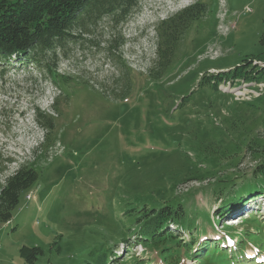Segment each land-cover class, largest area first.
I'll use <instances>...</instances> for the list:
<instances>
[{
	"label": "rangeland",
	"instance_id": "374dc122",
	"mask_svg": "<svg viewBox=\"0 0 264 264\" xmlns=\"http://www.w3.org/2000/svg\"><path fill=\"white\" fill-rule=\"evenodd\" d=\"M197 2L207 12L185 31L161 79L151 80L155 25ZM133 14L116 29L105 17L56 51L52 63L72 78L68 84L51 83L35 66L0 62V154L11 160L0 184L18 167L39 177L21 193L11 221L0 225V264H25L22 246L42 251L34 264H88L110 248V264L126 254L150 264L264 261V228L260 247L247 244L248 234L261 235L253 226L264 227L262 192L243 197L254 208L247 219L254 225L231 228L235 246L221 238V227L244 221L246 204L219 218L226 219L221 227L211 223L229 189L264 185V93L258 87L264 76L263 83L249 82L259 95L249 90L248 100L235 96L244 90L238 80L216 90L199 85L203 76L264 57V0H138ZM229 83L238 90H228ZM36 109L55 120L53 130L36 122ZM182 199L193 226L184 234L170 229L195 242L193 254L176 255L174 248L173 258L143 253L132 236L142 231L131 225L137 211ZM208 242L214 244L200 254ZM215 249L224 258L213 255ZM245 254L259 259L245 262Z\"/></svg>",
	"mask_w": 264,
	"mask_h": 264
},
{
	"label": "trees",
	"instance_id": "16d2710c",
	"mask_svg": "<svg viewBox=\"0 0 264 264\" xmlns=\"http://www.w3.org/2000/svg\"><path fill=\"white\" fill-rule=\"evenodd\" d=\"M137 9L138 0H0V62L4 61L6 65L12 68L19 66L26 68L27 65L35 66L36 69L43 71L49 77L51 83L68 84L72 78L59 74L56 70V64L52 63L56 59V51L62 49L73 38H79L75 34L78 30L89 33L92 26L98 24L105 17H109L113 21L112 27L116 29V27L125 24ZM206 12V5L203 2H197L194 6L185 8L183 11L172 15L171 18L162 20L155 25L157 45L155 58L151 61L152 69L149 72L151 80L161 79L171 66L185 31L191 26L190 24L198 21ZM253 60H259L260 63L264 64V57H253L243 61L244 63L240 67L227 70V72H219L208 77L203 76L199 85L206 83L213 90H216L219 83L227 81L243 80L253 83L263 81L264 65L254 64ZM57 100H55L53 109L58 105ZM35 120L41 127L49 130L54 129L55 120L37 109L35 110ZM2 158L0 154V176L4 175L7 170L5 164L11 162L10 159L4 160ZM259 172L263 180V165H260ZM38 178L35 170L26 167H18L12 175L4 177V184H0V225L11 221L12 211L18 206L21 193L29 190ZM230 190L226 192L227 197L218 209L220 210L217 214V217L219 215L218 219L215 220L212 216V220L208 217L206 222L209 223L211 220V223L218 226L219 218L224 217L227 213H233L237 209L240 210L241 204H246L247 201L243 199L245 195L251 196L258 191L264 194V185L257 187L251 185L242 190ZM184 201L185 199L178 200L176 204L167 203L165 206L153 210L149 209L148 205L143 204L137 211L131 225L137 228L141 225L143 232L133 233L132 236H137L140 239V246L144 248L143 253L149 254L151 251V253L156 252L161 256H168L174 248L173 251L176 255L180 251H183L185 257L193 254L195 242H191L190 239L186 242L183 236L179 238L176 236L178 233L184 234V232L190 231L194 223V220L189 221L191 212L183 204ZM243 222L246 227L254 225L250 220ZM171 227L178 233L171 230ZM253 227L256 232H259V235L261 234V237L252 232V235L248 234L251 237L249 243L260 247L263 241L262 229L264 227L259 225ZM126 230L129 232L131 227ZM221 233L233 235L234 232L231 228H223ZM237 234L241 235L240 233ZM241 236L243 237V235ZM190 237L192 238V235ZM123 243H127V241L125 240ZM242 243L241 238L239 247ZM203 244L206 246L200 247L202 249V252L198 251L200 254L207 252V246H212L213 243ZM108 250V253L102 252L100 256L93 258L89 263L110 264L113 249ZM215 251H213V255L218 257L224 252L217 249ZM174 253L170 254L171 258H173ZM40 255H42V251L37 247L22 246L19 250V257L24 259L25 264H34ZM126 258L128 259L116 258V264L151 263L149 260L147 262L141 261L133 255L128 257L126 254ZM174 259L177 258L174 257ZM198 261L205 263L201 259ZM213 263L229 264L230 262H224L222 259V261H213Z\"/></svg>",
	"mask_w": 264,
	"mask_h": 264
},
{
	"label": "bare ground",
	"instance_id": "6f19581e",
	"mask_svg": "<svg viewBox=\"0 0 264 264\" xmlns=\"http://www.w3.org/2000/svg\"><path fill=\"white\" fill-rule=\"evenodd\" d=\"M259 61V60H258ZM256 63H258V62H256ZM258 65V64H257ZM264 65V64H263ZM263 65H261V66H263ZM244 82H242V84H241V86L242 85H244V90L242 89L241 91H239V92H237L236 94H235V96L236 97H238V98H245L246 97V95L248 96V92H249V90H252L253 91V89L252 88H247V84H243ZM258 87L259 88H261L260 89V92L261 93H264V90L262 89V88H264V85H258ZM228 88V87H227ZM241 88V87H240ZM253 93V95L255 94V95H259V94H257V91H253L252 92ZM245 100H248V98H245Z\"/></svg>",
	"mask_w": 264,
	"mask_h": 264
}]
</instances>
